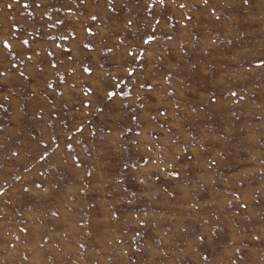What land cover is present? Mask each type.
<instances>
[{"label": "rangeland", "instance_id": "obj_1", "mask_svg": "<svg viewBox=\"0 0 264 264\" xmlns=\"http://www.w3.org/2000/svg\"><path fill=\"white\" fill-rule=\"evenodd\" d=\"M0 264H264V0H0Z\"/></svg>", "mask_w": 264, "mask_h": 264}]
</instances>
